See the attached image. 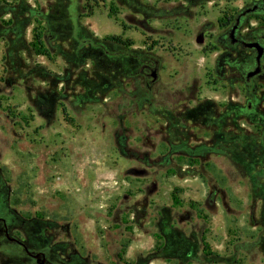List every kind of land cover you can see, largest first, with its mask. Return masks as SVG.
Masks as SVG:
<instances>
[{
  "label": "rangeland",
  "instance_id": "rangeland-1",
  "mask_svg": "<svg viewBox=\"0 0 264 264\" xmlns=\"http://www.w3.org/2000/svg\"><path fill=\"white\" fill-rule=\"evenodd\" d=\"M235 25L264 45V0H0L9 236L52 264H264V54L247 81ZM11 246L0 223V264H30Z\"/></svg>",
  "mask_w": 264,
  "mask_h": 264
},
{
  "label": "flooded vegetation",
  "instance_id": "flooded-vegetation-1",
  "mask_svg": "<svg viewBox=\"0 0 264 264\" xmlns=\"http://www.w3.org/2000/svg\"><path fill=\"white\" fill-rule=\"evenodd\" d=\"M230 33L231 32L228 33L229 41L231 39H234V44H240L242 46L243 42L235 39L234 38V33H233V37H231ZM262 39H263V36H259L255 40V42H258L264 48V45L262 44ZM222 40L225 41V39H222ZM249 50L252 51V53L254 55L253 56L254 58H253V64H251L248 67V69L246 70L245 77L257 65L256 64L255 51L253 49H249ZM263 54H264V51H263ZM263 54H262V56H263ZM262 56L260 57V59L258 61L259 68H260V72L258 74H260L262 72V66H263V64H262ZM257 75H255V76H257ZM253 77L249 78L247 81L251 80ZM0 223L2 224L3 238H4L5 241H7L9 244L12 245L11 247H13V249H14L15 256H18L21 259L28 260L30 264H33V263L34 264H52V263L48 262L47 254H45L43 252L27 250V248L25 247V245L21 241H19L18 239L14 238V237L9 236V234L7 232V228H6L5 222L1 218H0Z\"/></svg>",
  "mask_w": 264,
  "mask_h": 264
},
{
  "label": "water",
  "instance_id": "water-1",
  "mask_svg": "<svg viewBox=\"0 0 264 264\" xmlns=\"http://www.w3.org/2000/svg\"><path fill=\"white\" fill-rule=\"evenodd\" d=\"M236 28V25L233 27V29L231 30V37H233V32ZM231 43H234V39H231L230 40ZM242 46L246 49H253L255 51V54H256V66L255 68L249 72L247 75H246V80H248L249 78L257 75L259 72H260V68H259V64H258V61L260 59V57L262 56L263 54V51H264V48L258 43V42H249V43H245L243 42L242 43ZM152 78H155V73L153 72L151 74Z\"/></svg>",
  "mask_w": 264,
  "mask_h": 264
},
{
  "label": "trees",
  "instance_id": "trees-1",
  "mask_svg": "<svg viewBox=\"0 0 264 264\" xmlns=\"http://www.w3.org/2000/svg\"><path fill=\"white\" fill-rule=\"evenodd\" d=\"M113 41H117L118 40L116 38H112ZM34 43L33 46H39L41 48V42H40V34L37 32L34 34ZM38 47L37 51H42V55L47 56V52L45 50H40V48ZM203 247L206 248V245L203 243Z\"/></svg>",
  "mask_w": 264,
  "mask_h": 264
}]
</instances>
